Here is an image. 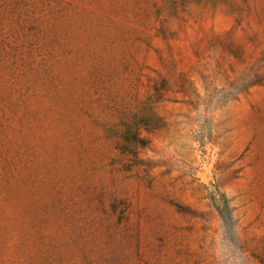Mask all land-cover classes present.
Instances as JSON below:
<instances>
[{
  "label": "rangeland",
  "instance_id": "374dc122",
  "mask_svg": "<svg viewBox=\"0 0 264 264\" xmlns=\"http://www.w3.org/2000/svg\"><path fill=\"white\" fill-rule=\"evenodd\" d=\"M0 264H264V0H0Z\"/></svg>",
  "mask_w": 264,
  "mask_h": 264
}]
</instances>
